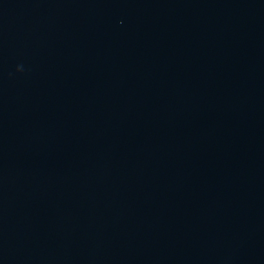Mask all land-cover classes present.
Returning a JSON list of instances; mask_svg holds the SVG:
<instances>
[{
	"label": "water",
	"instance_id": "water-1",
	"mask_svg": "<svg viewBox=\"0 0 264 264\" xmlns=\"http://www.w3.org/2000/svg\"><path fill=\"white\" fill-rule=\"evenodd\" d=\"M0 264H264V0H0Z\"/></svg>",
	"mask_w": 264,
	"mask_h": 264
}]
</instances>
